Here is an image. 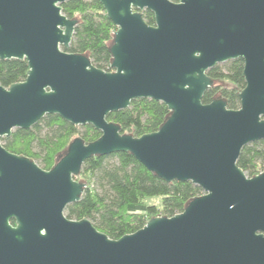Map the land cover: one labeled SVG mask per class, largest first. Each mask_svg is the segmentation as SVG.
<instances>
[{
    "label": "water",
    "instance_id": "95a60500",
    "mask_svg": "<svg viewBox=\"0 0 264 264\" xmlns=\"http://www.w3.org/2000/svg\"><path fill=\"white\" fill-rule=\"evenodd\" d=\"M65 1L0 0V60L28 65L23 81L0 85V264H264V170L248 177L237 165L245 145L264 140V0H98L116 27L108 72L64 50L78 22L62 13ZM237 58L239 108L202 103L207 71ZM138 98L169 113L154 132L122 134L107 115ZM47 114L100 136L74 137L49 170L3 147ZM119 152L203 194L119 239L68 219L86 188L76 180L83 163Z\"/></svg>",
    "mask_w": 264,
    "mask_h": 264
},
{
    "label": "trees",
    "instance_id": "16d2710c",
    "mask_svg": "<svg viewBox=\"0 0 264 264\" xmlns=\"http://www.w3.org/2000/svg\"><path fill=\"white\" fill-rule=\"evenodd\" d=\"M60 6L67 18L78 20L70 45L64 50L86 54L93 66L111 71L109 45L116 27L100 2L67 0ZM141 12L147 24H154L152 12L146 9ZM27 71L25 59L0 60V85L8 87L23 81ZM242 71L241 58L210 68L207 75L213 85L203 94L202 103L221 97L227 108L238 109L237 94L245 84ZM168 113L164 103L138 98L126 109L109 113L107 120L118 124L122 134L139 137L156 131ZM76 136L89 143L96 140L100 132L92 125L75 126L57 114H47L29 129H14L9 136L1 138V143L7 151L25 156L40 168L49 170ZM237 165L248 177L264 170V140L245 145ZM76 180L85 182L86 188L79 201L65 208V216L72 220L88 219L110 239H119L139 230L152 217H171L180 213L188 200L203 194L202 189L190 181H163L127 152L87 159ZM147 198H158L159 203H146Z\"/></svg>",
    "mask_w": 264,
    "mask_h": 264
},
{
    "label": "rangeland",
    "instance_id": "374dc122",
    "mask_svg": "<svg viewBox=\"0 0 264 264\" xmlns=\"http://www.w3.org/2000/svg\"><path fill=\"white\" fill-rule=\"evenodd\" d=\"M145 201H146V203H152V202H154L156 204L159 203V199L158 198H147V199H145Z\"/></svg>",
    "mask_w": 264,
    "mask_h": 264
}]
</instances>
